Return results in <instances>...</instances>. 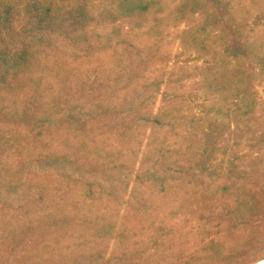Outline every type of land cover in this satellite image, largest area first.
<instances>
[{
  "label": "rangeland",
  "instance_id": "rangeland-1",
  "mask_svg": "<svg viewBox=\"0 0 264 264\" xmlns=\"http://www.w3.org/2000/svg\"><path fill=\"white\" fill-rule=\"evenodd\" d=\"M9 1L21 13L15 15L17 28L23 25V8L33 1L65 7L83 4L100 19L92 30L107 47L87 60L57 61L41 81L47 108L67 100L115 105L123 93L105 91L121 74L110 47L121 40L144 48L149 56L135 74L130 73L135 81L128 88L159 82L160 93L147 111L174 124L161 146L190 166L194 175L189 182L162 188L140 186L142 201L134 207L57 175L39 178L46 188L42 201L19 210L0 207V264H64L97 251L105 262L111 259L109 264H255L264 258V214L248 224L239 223L227 209L231 198L222 197L231 176L261 165L264 145L256 140L260 130L249 128L232 94L221 98L207 87L225 63L231 68L243 58L252 71L250 59L240 50L242 41L253 47L264 45V0H222L214 5L228 27L213 31L221 40L212 37L215 40L208 42L207 50L196 49L190 44L192 38L187 39L185 30L199 21L188 11L178 25L156 23L185 0H144L150 7L144 12L147 23L141 26L118 15V0ZM247 91L255 95L257 113L264 119V77H256ZM32 96V91L20 97L0 96V183L18 176L28 159L64 152L80 141L66 132L41 138L29 134L31 115L21 114L26 105L32 106ZM15 126L17 131L12 129ZM150 134V123L138 126L131 119L109 120L95 124L81 139L88 146L113 150L116 159L136 168L152 147ZM260 206L264 209V200ZM58 216L70 221L42 229L49 218ZM103 228L108 231L101 239L97 233ZM120 232L126 234L122 241L117 239Z\"/></svg>",
  "mask_w": 264,
  "mask_h": 264
},
{
  "label": "trees",
  "instance_id": "trees-1",
  "mask_svg": "<svg viewBox=\"0 0 264 264\" xmlns=\"http://www.w3.org/2000/svg\"><path fill=\"white\" fill-rule=\"evenodd\" d=\"M211 1L178 2L162 18H157L156 23L178 25L188 11L189 16H196L199 21L190 24L185 30L187 39L192 38L190 44L196 49L207 50L211 48L208 42L215 40L212 37L221 40L220 36H214L216 32L213 34V31L226 30L228 27V23L222 22L221 14L214 8V5L222 4V0ZM117 7L121 17L131 18L138 26L147 23L144 12L150 7L148 2L118 0ZM158 9L163 11L164 7ZM16 14L21 13L11 1L0 0V96L11 94L20 97L25 92L32 91V106L26 105L21 114L22 117H26L28 113L31 115L29 134L34 133L41 138L66 132L69 137L80 141L64 152L37 156L24 162L18 176L0 183L2 209L19 210L42 201L46 188L38 179L46 176H60L84 189L98 190L120 205L125 203L131 207L142 201L138 191L142 185L162 188L166 184L190 181L194 175L192 168L166 154L161 146L169 133L174 131V124L165 117L153 116L147 111L149 104L160 93L159 82L128 88L135 81L130 73L135 74L149 56L144 48L121 40L110 47L112 59L121 74L110 82L105 91L123 93L115 105L102 101L67 100L63 104L47 108L43 101L41 81L50 75L57 61L87 60L100 52L102 47H107L106 43L95 39L92 30L100 19L83 4L65 7L43 1L29 2L23 8V25L19 28L16 27ZM236 32L240 37L241 33L238 30ZM242 44L240 52L250 59L252 71L248 70L243 58L231 68L225 63L208 80L207 87L221 98L230 94L236 98L240 115L246 117L250 129L260 130L256 140L264 145V119L257 113L258 100L255 95L247 91L256 77H264V45L257 43L253 47L248 41H242ZM129 119L138 126L151 124L149 143L152 147L136 168L127 161L116 159L113 150L88 146L81 139L95 124ZM117 128L118 131L123 130L122 127ZM12 129L17 131V126ZM260 160L259 167L239 172L230 177L228 186L223 185L222 197L231 198L232 201V205L227 208L228 212L242 224H248L264 214V209L260 206V202L264 200V157ZM69 221L68 217H51L42 229L49 230ZM247 227L243 225V228ZM107 231V228H103L97 234L102 239ZM125 235L120 232L117 239L122 241ZM262 260L264 258L253 263ZM110 261L108 259L105 262L97 251L64 264H109Z\"/></svg>",
  "mask_w": 264,
  "mask_h": 264
},
{
  "label": "crops",
  "instance_id": "crops-1",
  "mask_svg": "<svg viewBox=\"0 0 264 264\" xmlns=\"http://www.w3.org/2000/svg\"><path fill=\"white\" fill-rule=\"evenodd\" d=\"M255 264H264V260L259 261V262L255 263Z\"/></svg>",
  "mask_w": 264,
  "mask_h": 264
}]
</instances>
